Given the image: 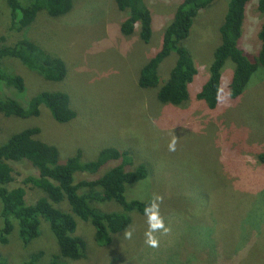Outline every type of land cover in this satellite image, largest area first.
Masks as SVG:
<instances>
[{"label": "rangeland", "instance_id": "rangeland-1", "mask_svg": "<svg viewBox=\"0 0 264 264\" xmlns=\"http://www.w3.org/2000/svg\"><path fill=\"white\" fill-rule=\"evenodd\" d=\"M144 1L153 15V34L148 44L140 38L139 24L131 36L121 33L120 26L128 15L118 9L114 0H77L71 12L75 16L57 19L50 27V20L44 19L48 26L38 28L37 36L40 40L55 37L63 46L69 65L62 59L71 68H67L68 75L62 82H50L15 61L20 65L14 67L23 74L26 90L6 92L22 104L25 97L28 102L42 91L65 92L77 117L60 124L45 106L39 117L8 118L0 114V146L22 130L39 127L37 138L56 146L61 162L78 154L83 163L92 161L107 142L115 146L119 142L116 147L120 149L135 148L137 151H131L135 166L144 163L143 157L151 158L148 178L127 186L126 197L156 202L155 220L153 216L134 215L132 225L138 220L137 226L115 237L111 246L100 247L91 223L75 216L74 236L86 241L87 257L70 264H264V69L253 74L239 98L221 102L222 97H228L232 80L228 73H234V66L227 62L218 109L211 110L205 101L196 98L202 84L210 78L209 58L213 59L220 44L219 27L227 0H216L195 19L187 41L199 70L189 86V99L184 106L162 107L157 93L176 63V54L162 64L156 89L139 87L140 70L162 47L166 27L182 0ZM0 10L1 37L10 27L5 0H0ZM79 20L85 25L84 31L79 28L75 31L77 36H72L68 30L72 31ZM35 28L29 27L25 36L41 45L33 35ZM258 30L252 25L245 27L241 46L251 57L260 49ZM58 52L62 53V49L58 48ZM117 129L123 134H115L117 142L113 144ZM104 136L106 139L102 140L100 137ZM141 150L144 155L138 153ZM11 166L15 177L9 185L11 189L23 186L28 203L44 197L31 184L23 185L28 176L39 175L31 164ZM100 173L78 172L74 179L78 183L99 177ZM62 206L68 210L66 202ZM102 209L115 211L118 207L109 205ZM1 210L0 200V232L4 227ZM12 224L14 230L8 244L0 243V254L7 264H24L39 250L47 252L40 261L44 264L49 255L56 253L50 228L49 233L43 228L48 224L44 219L40 237L28 245L19 238L18 222L13 220ZM175 237H179L177 242L167 244ZM149 238L159 244L150 245Z\"/></svg>", "mask_w": 264, "mask_h": 264}, {"label": "trees", "instance_id": "trees-1", "mask_svg": "<svg viewBox=\"0 0 264 264\" xmlns=\"http://www.w3.org/2000/svg\"><path fill=\"white\" fill-rule=\"evenodd\" d=\"M74 1L77 0H5L9 9L10 27L6 35L0 37V114L3 116L21 119L39 117L41 107L45 106L54 120L60 124L70 123L77 117V113L70 106V97L65 92L42 91L28 102V97H25L23 104L6 92L15 90L24 93L26 90L23 74L20 75L17 67H14V64L20 65L15 61L47 81L65 80L68 75L69 59L63 52V46L55 37L40 40L36 30L54 25L57 19L64 20L75 16L71 13ZM114 1L118 9L128 15L120 26L121 33L129 37L139 24L140 38L148 44L153 34V15L146 1ZM214 1L216 0H182L173 13L171 23L166 27L162 47L141 68L139 87L144 90L156 89L160 85L162 64L171 54H176V63L157 93V100L164 105L159 106H184L185 104H182L189 99V86L195 82L199 70L195 66L192 50L187 41L192 35L195 19ZM249 2L250 0L228 1L227 13L219 28L220 44L214 52L213 59L212 56L209 58L210 78L196 94V98L205 101L211 110H217L218 105L225 100L239 98L248 88L253 74L260 67L264 69V21L260 32L262 46L258 54L251 58L239 47L242 17H245ZM258 9L264 14V0H259ZM44 19L50 20L47 26ZM81 23L79 20V24L72 31L66 30L71 32L72 36H77L79 28L84 31L82 26L85 25ZM29 27H36L33 35L39 39L41 45L25 36ZM58 48L62 49V53L58 52ZM227 62L234 66V73L230 66L232 80L226 92L228 97L226 99L222 97L220 102L223 72ZM40 133L39 127L28 128L12 135L0 146V199L1 218L4 222L0 232V243L8 244V236L14 230L13 220L18 222L20 240L25 245L32 243L40 237L41 219H44L48 224L43 228L46 232L50 228L56 240L50 235L56 253L49 255V261L44 264H70L87 257L86 241L82 237L74 236L77 230L75 216L91 223L95 228L94 239L98 246L108 247L113 244L115 237L129 231L133 214L155 215L156 210H151L155 208V202H149L148 199L128 200L126 197L127 186L130 188L148 178L149 167L152 166L151 158L143 157L144 163L135 166V155L131 152L135 151V148L120 149L116 147L119 142L116 146L107 142L98 151L97 158L92 161L83 163L78 154L61 162L58 148L37 138ZM115 134L123 133L119 129L116 130L112 138L113 144L117 142ZM100 138L106 139L105 136ZM138 153L145 154L142 150ZM261 158L264 160V156ZM111 162L115 164L109 166ZM12 163L31 164L38 171V176L30 175L24 179L23 185L31 184L42 191L43 198L28 203L24 187L10 188L9 185L15 181ZM100 170L102 171L100 177L81 180L78 183L74 179L78 172L96 175L101 172ZM64 202L67 203L68 210L62 206ZM109 205H115L118 209L115 211L102 209ZM46 254L44 250H39L24 264H42L40 261ZM0 264H7L1 254Z\"/></svg>", "mask_w": 264, "mask_h": 264}, {"label": "clouds", "instance_id": "clouds-1", "mask_svg": "<svg viewBox=\"0 0 264 264\" xmlns=\"http://www.w3.org/2000/svg\"><path fill=\"white\" fill-rule=\"evenodd\" d=\"M228 1L229 0H227V4H226V7L228 8ZM215 2V1H214ZM213 2V3H214ZM258 4H259V0H250V2H249V4H248V7H247V10H246V14H245V17H242V36H241V38H240V41H239V47H240V49H242L244 52H245V50L242 48V46H241V44H242V39H243V37H244V33H245V27L247 26V27H250L251 25H252V27L253 28H257V29H259L258 30V33H257V38H258V40H259V42H261V45H260V49H261V46H262V41H261V39H260V32H261V29H262V25H263V21H264V14H262V13H260V11H259V9H258ZM212 6V5H211ZM209 8V7H208ZM251 12V14H249ZM225 13H227V9H226V12ZM221 26V25H220ZM220 28V27H219ZM260 49H259V51H260ZM258 51V52H259ZM258 52L256 53V55L258 54ZM246 53V52H245ZM247 54V53H246ZM247 55H249V54H247ZM255 55V56H256ZM250 56V55H249ZM255 56H253V57H251V58H254ZM260 68H262V67H260ZM229 74V76H232V74H231V72H229L228 73ZM205 81V80H204ZM205 83V82H204ZM203 83V84H204ZM202 84V85H203ZM247 89V88H246ZM209 108V107H208ZM210 109V108H209ZM86 174H88V173H86ZM101 174H102V171H101V173H100V176H101ZM99 176V177H100ZM85 180H90V179H85ZM23 187V186H22ZM27 193V192H26ZM1 200V199H0ZM2 202V201H1ZM155 204H156V202H155ZM69 209V208H68ZM151 210H155V208H152ZM105 211H107V210H105ZM140 215L141 217L142 216H148V214H145V215H141V214H139V213H136V214H133V216L134 215ZM133 216H132V222H133ZM77 217V216H76ZM141 217H140V220H141ZM77 218H79V217H77ZM152 219L153 220H155V216H153L152 217ZM138 223H140V222H138V220L132 225V223H131V227H133L134 225H138ZM162 225H153V227H161ZM130 227V228H131ZM130 230V229H129ZM9 237V236H8ZM178 239H179V237H175V238H172L167 244H171V243H175V242H177L178 241ZM8 241H9V238H8ZM150 245H152V246H155V244H159V242H157L156 243V241L155 240H153V239H151V238H149V240L147 241ZM24 245H25V243L24 242H22ZM2 244V243H1ZM3 245H6V244H3ZM170 248L171 247H173V246H169ZM168 247V248H169Z\"/></svg>", "mask_w": 264, "mask_h": 264}]
</instances>
